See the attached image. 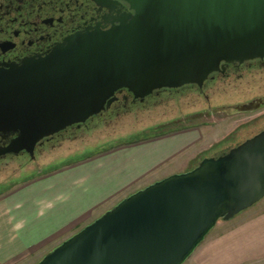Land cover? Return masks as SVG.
Masks as SVG:
<instances>
[{
    "label": "water",
    "instance_id": "95a60500",
    "mask_svg": "<svg viewBox=\"0 0 264 264\" xmlns=\"http://www.w3.org/2000/svg\"><path fill=\"white\" fill-rule=\"evenodd\" d=\"M101 23L44 56L0 64L4 153H26L107 111L201 88L226 64L264 59V0H93ZM264 199V131L119 201L36 264H185L219 221Z\"/></svg>",
    "mask_w": 264,
    "mask_h": 264
},
{
    "label": "flooded vegetation",
    "instance_id": "af4514ba",
    "mask_svg": "<svg viewBox=\"0 0 264 264\" xmlns=\"http://www.w3.org/2000/svg\"><path fill=\"white\" fill-rule=\"evenodd\" d=\"M108 14V9L100 8L93 0H0V64L44 56L66 37L101 23L102 17ZM164 95L171 100L179 99L171 109L180 114L182 119L194 113L210 116L256 114L252 120L235 130L244 128L241 133H234L232 145L264 131V59L226 64L219 73L210 76L201 88L185 86L161 90L154 95V107L169 104L162 103ZM116 97L112 106L116 104L118 108L126 110L146 104L145 100H134L126 91L116 94ZM185 110L193 112L186 111L185 114ZM78 130L80 127L43 140L35 148L34 159L24 152L18 155L4 153L10 139L0 137V178L9 171L10 174L24 171L27 169L24 166H39L38 161L48 155L53 156L66 141H76L75 133ZM230 148L228 146L215 151L211 157L220 156ZM17 161L21 163L18 166ZM11 164L16 165L17 169L8 170Z\"/></svg>",
    "mask_w": 264,
    "mask_h": 264
},
{
    "label": "rangeland",
    "instance_id": "374dc122",
    "mask_svg": "<svg viewBox=\"0 0 264 264\" xmlns=\"http://www.w3.org/2000/svg\"><path fill=\"white\" fill-rule=\"evenodd\" d=\"M178 100L179 99L177 98L176 100L169 101L170 104L166 105L165 107H158L157 109L142 114L136 113V111H134L132 113H129L127 116L119 118L118 120H109L106 125L98 126L97 128L90 130L82 135H76V141H66L61 146V148L57 152H55L54 155L57 154L59 156L60 154V156L63 157L67 152L73 149L76 150L74 152L80 154L83 151H88L97 147L101 152L91 157L94 158L101 154L109 152H102V150L108 149L111 146H115L113 149H111V151L130 146H119V140L132 136L136 133H138V135H145L153 133L154 131L159 132L171 128H183L182 130H184L191 127H199L204 129V131L202 132L203 139L199 143H197L195 147H193L187 153L183 154L177 160L169 163L163 168H160L158 171H156L157 173L155 175L149 177L134 189H130L115 196L113 199H111V201L105 204L97 212V214L95 211L93 213L94 218L90 222H86V224H84V227L101 216L105 211L115 206L119 201L134 193L138 189H142L155 181L165 178L171 172L190 170L192 162L194 160H197L200 154L208 152L217 143L221 142L227 137H230L240 125H244V123L252 120L256 116V114H242L236 116L216 114L215 116H210L208 114L204 115L194 113L195 115L188 116L182 119L180 118V114L172 112L174 110L171 109L176 105L175 101L177 103ZM186 111L188 110H185L183 113L187 114ZM192 112L193 111H188V113ZM259 114L261 113H258L257 115ZM145 148L150 147H142L136 150L127 149L125 150L126 154L121 155L122 157H119L117 154L114 156L112 155L103 157L100 161H98V163L102 166V169H99V171H106L107 169V172H101L97 176L96 173L91 174L88 177V182H84L83 180H81V184L77 187H67L68 190H64V194L61 195L59 200L57 201L59 205L57 213L51 214V218L54 217L53 220H55V222L69 224V220L73 217H76L77 212H79L80 215L83 214L88 206L91 205V203L93 204L94 202H98L102 198L110 195L116 190H120V188H123V184L127 181V177L132 176L135 172H139V170L143 168L141 163L148 159V156H146V154L149 149ZM198 152L201 153L198 154ZM53 158L54 157H52V155H48L46 158L42 159V161H38L39 166L37 167H34L32 165L24 166L27 167V169H25L24 171L18 170L14 173L11 172V174L10 171L3 173L0 178V186L4 188L0 191V196H3L10 191H14L16 188H19L26 183H30L31 181H34L42 176L50 174H43V172L36 174L35 171H37L38 169L40 170L42 168H46L51 164L54 165V161L51 162V159ZM190 158L194 159L188 161L190 160ZM19 164L21 163L17 161V166ZM11 166L8 168V170L17 169L16 165L12 167ZM93 169H95V167H93ZM82 173L83 172H78L73 176L76 177ZM59 179L60 177L54 178V183L57 186L58 184H60V182H58ZM73 179L75 178H66L65 185H67V183ZM263 200H261L252 208L237 215L228 222L219 221L213 228L209 236L206 238V240L203 242V244L199 248H197L193 255L185 262V264H221L220 262H227L229 260V256L225 253L223 254V251L218 252V250H212L207 260H205L206 255H208L207 251L213 244L216 243L219 238H221V236H223V234H225L224 236H226L234 233L235 231L244 230V228L248 226L249 223H251L253 220H259L261 216H263V213L256 215H252V213L254 211L258 212L259 209H262ZM251 226L252 228H254L253 224H251ZM261 226H264V224H262ZM82 228L83 226L81 228H78L76 232H78ZM226 246L227 244H224L223 250ZM52 249L53 248L51 247V250ZM42 255L34 258L31 261H28V263L26 262L25 264H36L43 257ZM242 264L255 263L254 260H247ZM261 264H264V261Z\"/></svg>",
    "mask_w": 264,
    "mask_h": 264
},
{
    "label": "crops",
    "instance_id": "0c3cea01",
    "mask_svg": "<svg viewBox=\"0 0 264 264\" xmlns=\"http://www.w3.org/2000/svg\"><path fill=\"white\" fill-rule=\"evenodd\" d=\"M203 131L202 128L191 127L125 148L110 150L97 157L58 169L0 196V264H25L42 254L44 256L51 250V247H56L74 234L78 228L84 227L86 222H90L94 218L93 213L96 211L97 214L115 196L134 189L155 175L160 168L190 151L203 139ZM142 147H150L145 148L149 149L146 154L148 159L141 163L143 168L139 172L127 177L123 188L98 202L91 203L83 214L80 215L77 212L76 217L69 220V224L55 222L54 217L51 218V214L57 213L59 209L57 201L64 194V190H68L67 187L75 188L81 184V180L88 182L89 175L96 173L97 176L101 172H107V169L99 171L102 166L98 161L103 157L116 154L122 157L121 155L126 154L125 150H136ZM191 159L194 158H190L188 161ZM78 172L83 173L74 177L73 175ZM184 172L187 171H174L167 176ZM56 177H60L58 186L54 183ZM68 177L75 179L65 185V180ZM262 205V209L252 213V215L263 213V216L256 220L257 222L253 220L244 230L235 231L230 235L224 236L225 234H223L209 248L205 260L212 250H218V252L223 251V254L229 256V260L220 262L221 264H242L247 260H254L255 264H261L264 261V226H261L264 224V200ZM251 224L254 225V228ZM224 244L227 246L223 250Z\"/></svg>",
    "mask_w": 264,
    "mask_h": 264
},
{
    "label": "trees",
    "instance_id": "16d2710c",
    "mask_svg": "<svg viewBox=\"0 0 264 264\" xmlns=\"http://www.w3.org/2000/svg\"><path fill=\"white\" fill-rule=\"evenodd\" d=\"M154 95H155V93H153L151 96H149V97L144 99L146 101L145 106L135 105V106L131 107L129 110L123 109L121 107L118 108L116 106V104H114L111 107V109H108L107 111L101 113L100 115L91 118L85 124L80 125V130H78L75 133V135H80L82 132H83V134L87 133L88 131L95 129L98 126L106 125V123H108L109 120H116V119L118 120L119 118H121L123 116H127L129 113H132L134 111H136V113L142 114V113L157 109L160 106H155V107L153 106ZM169 101H172V100L169 99L167 97V95H164L163 98H162V103H166V104L169 103L170 104ZM165 106H163V107H165ZM73 128H76V126L68 128L66 131H69V130H71ZM156 129H157V127H156ZM182 129L183 128H171V129L163 130V131H159V132L158 131H154L153 133H149V134H145V135H138V133H136V134H133L132 136H129L127 138L120 139L119 140L120 141V143H119L120 145L119 146H121V145H132V144H136V143H139V142L148 141V140H151V139H155V138H159V137L168 135L170 133L181 131ZM243 129L244 128L238 129L237 131H235L234 132L235 135L238 134V133H241V131H243ZM234 133L230 137H227L224 140H222L221 142L217 143L208 152H210L212 154V152L219 151V150H221V149H223L225 147H228V146L233 147V146H235V145L231 144V141H232V138L234 136ZM114 147L111 146L108 149L102 150V152L110 151ZM74 151H76V150L75 149L70 150L63 157H61L60 154H59V156L57 154L53 155L52 157H54V158L51 159L52 160L51 162L54 161V165L51 164V165L47 166L46 168H42L40 170L36 169L37 171H35V173L36 174L40 173V172H43V174L51 173V172H54V171H56L58 169H61L63 167L73 165V164H75L77 162L84 161L86 159H90L91 157H93L97 153L101 152V151L98 150L97 147H95L94 149L88 150V151L87 150L83 151L80 154H77ZM208 152L200 154L198 156V159L194 160L192 162V164H191L192 166H191L190 170L195 168L197 166V164L202 159H204L206 157H211V154L208 153ZM190 170H188V171H190ZM3 188L0 186V191Z\"/></svg>",
    "mask_w": 264,
    "mask_h": 264
}]
</instances>
